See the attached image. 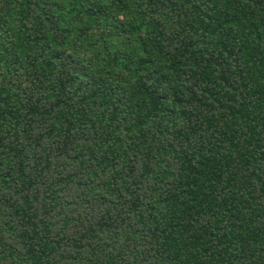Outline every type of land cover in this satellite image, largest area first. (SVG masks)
Listing matches in <instances>:
<instances>
[{
    "label": "trees",
    "instance_id": "obj_1",
    "mask_svg": "<svg viewBox=\"0 0 264 264\" xmlns=\"http://www.w3.org/2000/svg\"><path fill=\"white\" fill-rule=\"evenodd\" d=\"M0 264H264V0H0Z\"/></svg>",
    "mask_w": 264,
    "mask_h": 264
}]
</instances>
